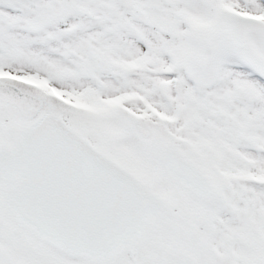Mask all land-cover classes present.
Returning a JSON list of instances; mask_svg holds the SVG:
<instances>
[{
  "label": "snow or ice",
  "instance_id": "1",
  "mask_svg": "<svg viewBox=\"0 0 264 264\" xmlns=\"http://www.w3.org/2000/svg\"><path fill=\"white\" fill-rule=\"evenodd\" d=\"M0 264H264V0H0Z\"/></svg>",
  "mask_w": 264,
  "mask_h": 264
}]
</instances>
